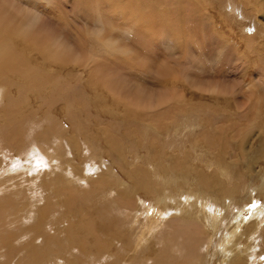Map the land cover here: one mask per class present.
<instances>
[{"label": "rangeland", "instance_id": "374dc122", "mask_svg": "<svg viewBox=\"0 0 264 264\" xmlns=\"http://www.w3.org/2000/svg\"><path fill=\"white\" fill-rule=\"evenodd\" d=\"M2 1L0 0V3ZM5 1L6 2L1 3L2 4L1 6L4 5V8H7V11L9 9L10 12L11 10L12 11L15 10L13 12L14 14L15 12L18 13L19 10L21 12H25L24 20H25L26 15H27L26 18L31 19L30 17H32L33 13L38 14L39 17L38 16H37L38 18L34 17L35 19H33L32 22L35 21V23L34 22L33 23L37 25L38 29L40 28L43 32L41 34V31L38 30L36 26L35 28L30 27L31 31H29V33L32 31L33 32L37 31L36 32L37 36L38 35L41 36L45 34L46 39L48 40H51L52 38L53 40L57 39L55 40L56 42L55 41L54 42L58 46H60L61 50L63 48L66 50V52L68 51L67 53L71 54L72 57H70V54H67L71 60L80 59L88 63V67L85 68L86 69L85 72L83 69L84 75L83 74L81 75V71L79 70L80 67H78L77 63H73V64L70 63L71 62L70 59L69 61L65 63L62 61H58V60H55V62L52 61L50 65L52 66L53 64L52 67L54 68H51V66H47V70H49V72L60 70V72H57V74L55 72V74L57 75L54 77L55 81H57L61 77V79H66V80L68 79L69 82L71 83V84L67 83V84H70L69 85L70 88L69 86H67V84L60 83V84L65 85V86L63 85V87L60 88V91H61L60 96L56 94H52L51 92L42 93L45 89L41 88L39 90L40 91L39 94L42 96L41 97L42 99L41 98L34 99L35 96L29 95L30 93L28 92V89H31V86H29L28 88H25L24 84L20 83L21 85L19 87H22L20 91L18 89V86H16L15 81H12V82L2 81L5 83L6 88L9 87L7 92H10L12 94L11 96L12 98L10 97L11 100H9V102L10 101L12 102V100L14 99L13 100L14 102L12 103L14 105L29 106V108L27 107L28 114H31L30 109H32L33 112L36 111L31 114L32 118L36 117V119H34L35 121L34 120H33L34 122L31 121L32 118L30 115L26 118V121H29L30 119V122L37 123V120L39 122V120L42 118L43 120H40V121H43L44 124H52L54 121L56 123L57 121L61 120L63 121V125L68 132V135L65 136V141L67 142V144L66 142L65 144L69 145L70 143L68 140L72 136L76 137L75 141L80 143V144L77 143L78 148H79V153L76 154L74 151H70L68 153L69 158L77 157L76 159H73L72 161L73 166L75 167V169L73 170V173L76 176L77 175L81 176V174L83 173V170L87 167L86 164L91 165L92 163H96L94 166L99 165L100 169H104V166H102V164L107 165L108 163H110L108 165H111L114 168V170L120 175L119 169L117 168L118 166L111 164V159L108 156H106L107 154L104 153L106 152L105 148L108 147V140H110L111 138L115 139V142L117 141L118 144H120V142L124 140V142H122V145L125 143L124 144L125 148H123L122 145L120 146L122 147L123 155L125 154L124 157L126 156L128 160L132 159V154L134 152L139 154L140 157L143 155L142 158H144V156H146L145 154L146 150H143V147L141 148L139 147V145H137L138 147L135 148L136 142L134 141H135V138L139 136L140 132L144 130L143 126L146 122L148 125L152 124V122H149L152 119L158 120L159 126L163 125L161 127L164 128V124L162 121L164 122L171 121V122L181 123V122L187 121V120L182 121V119H185V117L187 116L186 118L188 120L190 119V117H192L189 120V122H194L195 120V123H196L197 120L195 118H197L200 113L202 114L203 112V114L204 113L208 114V112H210L209 115L207 114H204V115L206 117V120L210 121L212 119L210 121L211 126L217 127L219 125V127L224 128V131L226 133L229 132L227 134L228 136H231L232 134L233 135L238 134V130H241L242 128V131H244L242 132V136H244V139H242L241 137L242 139L241 142L244 143V148L251 151L254 148H257L259 146L260 140H258L257 138L258 130H259L258 126H256L251 132L249 131V127H251V123H254V121L258 118L260 111L261 113H263L262 115H264V107H263L264 106V103H263L264 102V93H263L264 83H262V81L264 82V75H263L264 74V58H263L264 53L261 54L263 57L260 54L254 55L253 53L251 54L247 53L245 54L246 57L245 55H241L242 57H240V55L237 56V53L240 54L239 49L243 51L244 48H246V46L249 47L250 49H252V47L254 46L256 47L257 41L260 39L261 36L262 37L264 36V33H260L258 31L261 29L253 25L251 18H247L248 11H246L245 9L243 10L240 6H239L240 8L238 7L239 8L238 10H239V14H241L242 17H244L243 18L244 20H242V22H244L245 24L244 30L240 29L238 25L239 20H241L242 18L235 19V16L232 17V15H230V12L228 8L226 7V0H220L221 2L219 0H202V2L201 0H179L180 3L172 2L173 0H131L132 2L130 3H129L130 0H122V1L121 0H35V1L34 0H30V1L28 0H5ZM249 1H250L251 9H252V6L256 7L255 0H249ZM119 2L123 3L121 8H123L124 5H127L128 3H129L128 7L129 5L133 6L134 4H135L134 6L147 4L148 6H150V8H152L151 12L155 17L158 11L161 10L166 15H169L167 17L169 18L170 22L166 20L169 22V24H163L161 22L155 21V22L149 23L150 25H153L152 27H150V25L146 23L145 21H140L139 22L140 24H148V26L144 28L143 26L138 25L134 28H130V25L128 23H124L125 22L124 18L120 15L121 8L117 9L119 6ZM142 2L143 4H141ZM115 6H117V8ZM17 7H19L17 9L18 11H16ZM184 11H186L187 14ZM21 12H19V14ZM143 13L146 14L145 12ZM21 14L23 15V13ZM98 16H100V18ZM137 17H138V14H137ZM179 18H182L183 21H185L188 18L187 19L188 21L186 20L185 22H183ZM257 18H258L257 20L260 21V23L264 25V13L257 14ZM192 19H195L196 22H200L201 25L203 23L204 25V30H202V32L198 31V38H196L198 39L196 41L197 44L194 41L195 37L192 38V36H190L189 39L187 38L188 40L187 39L185 40L184 38L187 37L188 35L184 31H183V35L179 37V31H181L183 28H185L184 30H186L187 27L189 28L190 23H192L191 22ZM45 20L47 21L45 22ZM174 20H176L177 22H175ZM39 23L41 25H39ZM159 23L160 25H162V27L159 25ZM158 26L162 28L163 30L161 29L160 31V28ZM148 27L150 29H148ZM165 28H168L169 30L166 29L164 31ZM214 30L217 33L219 32L220 34H222L226 40L228 39L226 44L224 42H221L222 40L219 41L218 39H215L214 33H213L215 32ZM168 31L169 32L172 31L170 32L171 34ZM36 34L31 33V35H33L34 37L36 36ZM167 34L169 36H167ZM147 35H150L151 37ZM161 35L162 37L160 38ZM184 35L185 37H183ZM260 42H263V40L261 39ZM104 45L107 47H105ZM31 47L34 48L32 44H31ZM31 47H30L31 49L30 54L33 52V48ZM104 49L107 50L106 52H108L111 49L112 50L115 49V50H113V52L112 50L109 51L112 53L108 54L104 52L105 51ZM118 49L119 51H117ZM38 50L41 51L40 48H38ZM65 50L63 51L65 52ZM114 53H115V56H114ZM30 54H28L29 56L28 62L31 64V67L35 70L37 67L41 69V67L39 66L41 61L39 62V60L43 56V52H39L40 55L37 54L36 56H34L35 59H33L32 63H31ZM108 55L110 56L108 57ZM258 55L261 58L257 57ZM76 56L77 58H75ZM110 57H113V58H110ZM239 58H241L242 60H239ZM102 59H104L106 62ZM236 59L238 60L236 61ZM56 65L60 66V68L55 67ZM65 71H67V73ZM70 71L72 75L70 74ZM77 74L79 75V79L77 78L78 77ZM68 75H71V77L69 78ZM93 75L95 76L94 77L95 80L98 81L97 82L99 83L98 85L94 83L95 80H93L94 79ZM104 76L106 77V79H108L107 87H106L107 81H105L106 79ZM174 76L178 78V79H175V82H173L174 81L173 79L176 78ZM100 78H102L103 82L99 80ZM88 80L90 83L88 82ZM255 80L257 84L254 82ZM99 81H101V83ZM109 82L110 84H112L111 86L109 85ZM92 83H94V86ZM161 85L163 86L161 87ZM107 88H109L110 90ZM215 89H218V90H215ZM15 91L18 93H15ZM20 92H22V94ZM176 93L177 94L179 93L178 95H180L182 99H180V96H179L180 100L179 99L176 100V98H178L176 97ZM172 94L174 95L173 96L174 98L172 97ZM160 96L163 98V100H165L163 105L165 104L167 105L166 107L167 109L165 108V106L161 105L163 106L162 111L164 113L163 114L164 120H162L163 116L161 117L162 119L160 118L162 120L161 121L162 124H160V119L154 118V116H156L155 114L152 113L154 116L153 115H151L152 117L150 116L151 110H148L147 112H146V109L145 111L140 110L142 106L141 103L145 102V100L143 99H146L145 103L150 102L152 103V105L154 104V106H156L158 104L157 102H159V100L162 99V98L160 99ZM24 97H26L27 99ZM135 97L136 98L142 97V99L141 98L136 99ZM171 97L174 99V100L170 99L172 102L169 100V98ZM117 98H119V100L121 101H118ZM114 100L121 104L116 105ZM136 101H138V103L139 101H141L140 106H139L140 111L138 115H141L139 117H141L142 119L140 118L138 119L137 118L138 115L136 114H133L134 116H132L133 110L132 111L128 110L129 113L126 112L127 115L125 113V111L127 109H130V107L131 109H134V107L135 108L138 107V105H136L137 104ZM124 102L125 103L129 102V105L126 103V106H125ZM134 102H136V104L131 105L132 103L134 104ZM172 103L177 107H174ZM43 104L46 107L42 109ZM122 104H123V107H122ZM39 105L41 107H39ZM208 106L209 107L211 106V107L209 108ZM169 107L170 108L174 107L175 110L173 108L171 109L174 110V114L176 113V115L174 116L172 115L173 110L169 109ZM224 107H227L226 109L229 110L228 114H223L221 112L222 109H224ZM123 108H126L125 111ZM67 109L70 111V116L66 115ZM70 109H73V112H71ZM201 109H202V112H201ZM245 110L248 114L244 113ZM249 110H250V113H249ZM141 111H143L144 113L143 112L141 113ZM255 111H258V112L254 113ZM13 112H15L16 119L11 123L0 126V129L6 130L8 132L7 133L8 135L10 131H14L16 129V128L15 129L13 128L16 125H18L17 123L23 122V121L21 122V116L19 115L17 116L16 111H13ZM111 112L113 115L112 114L110 115ZM117 112L118 114H116ZM183 112L184 113L186 112V114L188 113L189 115L188 114L182 115ZM10 113H12V111H10ZM43 113H46V114L49 113V114L45 115ZM147 113L148 114L150 113L149 114L150 119L148 120H146L148 117H145L146 119L144 118V115H146ZM169 113L171 114V117H169L170 119L166 120L168 118L166 117V115H168ZM241 113H244V114L242 115ZM177 114L180 115V118H179V115ZM120 116H123L122 118L123 120L121 119ZM126 116L128 117L130 116V117L127 118ZM172 116L174 117L173 120L177 119V121L176 120L173 121L171 119L173 118ZM255 116L257 118H255ZM74 118L78 120L79 124L84 126L83 129L84 128L85 129L82 131L83 133H80L79 131H77L78 128H76V130L75 129L73 130L72 125L74 126L73 124ZM132 118L137 120L139 122V125H137L138 124L137 121H136L137 123L135 124L134 122L135 120H132ZM260 119H263V117L261 116ZM16 120H18L17 123H15ZM130 120H132V122ZM263 120L260 121L257 119L258 122H263ZM128 121H130L131 123L130 122L128 123ZM30 122L26 124L29 125ZM227 122H230V123L228 124ZM236 122L241 125H238ZM132 123L133 125L135 124V126H138L137 128H139L140 126L141 129L139 128L138 130L137 128H134L133 125H131L133 126V128L128 126ZM142 123H143V126H142ZM122 124L123 125L126 124V126H123ZM233 124L235 126H233ZM119 125H121L122 127ZM118 126L120 129H123V132L122 130L119 131ZM40 127L44 128L45 126L42 123H40V126L38 128ZM125 127H126V130L128 131L124 130ZM229 127L231 129H228ZM232 127H233V130H232ZM234 127L235 128L238 127L240 129L238 128L235 129ZM115 128H117V130ZM154 129L153 130L148 129V132H150L149 133L150 135L152 133L151 136L156 137L157 139L159 137V139H161L160 140L161 148L163 147L162 149H165V151L166 149L167 150L169 149L168 147L170 145L169 143H167L168 138L178 137L179 135L185 134L182 142L184 143L185 138H187L186 140L188 141L189 144L188 143L184 144L185 146H187L185 147L186 148L185 149V148H182L184 147V145L182 146L181 142L179 141L175 142L173 146H175L176 144H177L176 145L177 147L179 146L177 149H175V150H178L177 152L175 151L176 155L179 157V154L182 151H183V154L181 153L182 155H184V153L186 154L189 153L191 155L189 156L190 158L189 157L187 158L189 162L191 163L193 162L195 163V165L198 164V159L196 160L194 157H196L195 154L199 149L198 147H196V144L194 143L196 141L194 140H197L199 137L201 138V136L199 135L200 134L199 132L202 131L203 129L202 126L195 128L196 130L193 128L194 130L193 132L192 131L188 132V128L185 126L180 127V129L177 132L173 130L171 132L169 131L170 133L166 131L168 130L166 129V125L164 128L165 130L161 129L160 127H157ZM116 131L118 133L120 132L119 133L120 136L124 135V137L123 136L120 137ZM136 131L137 132L140 131V132L136 133ZM152 131L153 132L156 131V132L153 133ZM129 133L131 135L133 133V136L134 134L136 135L134 137L133 136L130 137V138L133 137L132 140L134 141L128 138ZM166 134L167 136H165ZM193 135L194 136L196 135L195 137H193L194 139L192 138ZM6 136L7 135H5V140H6ZM107 136H110L111 138H107ZM66 137H68V139H66ZM126 137L128 138L127 142L125 139ZM164 138L165 139L167 138L166 143H165V140H163ZM181 138L179 137L178 140H181ZM191 140L193 141L191 142ZM161 141H164V142H161ZM1 143H5V141L1 140ZM179 143L181 146L178 145ZM237 143L238 142H235V143L231 142L230 144H228L230 145L229 148L230 149L234 148L235 150H237L236 149L237 147H234ZM8 144L9 143L6 142L3 146H0V147H5L6 148V151L4 150L5 152H8L9 150L8 148H10L11 150L10 154L12 156L14 155L17 157L16 149H14V146L9 147ZM128 144L130 146L132 144L131 148L133 149V151ZM190 144L193 145L195 149L197 150H195L193 146L191 147ZM188 145L191 148V150L190 149L187 150ZM141 149L142 151H139ZM181 149L182 151H180ZM184 149L187 150L188 152L185 151ZM14 151L15 153H13ZM168 151L167 153L169 154L173 152V150H170L169 152ZM191 151L192 153H190ZM181 154H180L181 157L179 158L184 159ZM0 155H1V152H0ZM84 156H87V158L85 159ZM106 157H108L110 160ZM8 158H9L8 160H10V156H8ZM155 160L156 159L153 160V164H156L154 163L156 162ZM100 161H103V163L102 164L99 163ZM254 166H255L254 168L255 171H258V170L262 171V169H264V159L260 158L258 160V163L254 164ZM231 173L235 177L236 175H238L235 170H231ZM3 174L4 173H2L1 175ZM35 174L37 175L38 172H36ZM92 177L95 178V175H92ZM81 178L82 176L80 177V179ZM94 178H91V179H94ZM254 179L258 181L259 184ZM89 180L90 179H82L79 182L80 186L71 184V188H69L70 186L64 188V185L63 186L59 185L61 184L59 182L52 183L48 186H45V189L41 191L46 198V203H45L44 200L37 201L39 193L37 194L36 197H34V193L36 191H31L27 188L24 190V193L18 192V193L9 195L10 189L8 187V181L6 180V176L5 177L0 176V228L2 229L7 226L10 227V220L13 222L16 221V219L12 215L15 213V211L19 210L20 214L22 212L27 213L28 212L27 210L30 208L31 210H34L35 209L34 205L36 204H37V207H40L43 203H45V205L47 204L48 207L52 206L57 210V214H58L60 210H62V209H58V207L64 204L66 200H69L68 196L71 195L70 194L71 191L83 192L87 190L88 193L94 191V189L96 188V183L94 181H89ZM125 181H128V180L125 178ZM243 182L245 181L241 180L239 181V184L242 185ZM262 183L263 181L261 179H257L256 177L250 178V179L248 178L247 181L244 183L246 187L248 186L250 187V189L246 190L247 194L244 193L241 199H238L237 197L236 199L235 198L231 200L229 199V204L231 203V206H232L231 214L234 215L232 220L235 219V217L239 213H241L243 218L246 219V217H248L252 213L255 206L264 201V196H263L264 195V184ZM39 184L45 185V182L44 181H41L40 183L38 182V185ZM127 184H129V182H127ZM259 188H261L260 191H258ZM187 193L189 192H187L184 189L180 191V193L178 194L179 197L177 196V199L173 201L172 205H169V208H168L169 212H166V211L162 212V209H161L162 203L158 202L160 200L158 199L157 196L151 197L152 199H149V197L144 198L146 199L144 201H147V205L149 206V208L151 207L150 210L148 209L145 211L144 219L148 222L154 219H157V221L159 220V224L157 225L154 232L158 233L160 229H164L166 225L168 226L169 224H166L168 222V219L173 218L176 211L179 212V215H182L183 211L181 210L179 204L181 202L183 203L184 198ZM113 194H116V193H113ZM95 198L96 196L94 194H90L84 200L83 199L76 200L78 202L77 203L78 209L80 207L82 209H85V211L83 213L76 212L75 213L76 218H73V220L77 221L79 219H83L85 214H88L89 216L92 215L94 218L92 216L91 218L94 219L93 221L95 222L94 223L95 229L98 230V231L96 230V233H99L100 237L104 238L103 242H107L111 240L112 238H114L113 240H111L113 242L111 246L105 243L98 244V245L93 243L94 236L95 237H99V236L95 235L96 233H92L89 236L86 235L88 236L89 240L88 242L83 244V246L81 245L82 244L81 241L80 242L76 241L78 242L77 244L76 242L68 243L66 247V251L64 250L62 253L52 252V254H48V255L43 254L41 258H38L39 255L34 256V257L32 256L31 260H27V261L36 262L35 264H66L67 263L66 255H69V253L71 252H72V256L76 257V259H80L81 261L76 260L73 262H68L67 264H105V263L107 264H140L136 260V257L144 256L146 259H153L158 253L157 246L153 244L152 241H146L142 245L138 244L135 241L133 230L135 229V227H138L136 223L133 225L131 230H129L128 227L118 228L114 230V232L112 233L110 232L112 228H109V226L108 228L105 226V229L107 228V230H105L104 227L100 226V220L99 219L97 220V218H95V214L93 212L95 211L96 207L101 204L103 199L99 200L95 204ZM9 199H12L16 202H9ZM251 199H253V201H251ZM4 200H6V203H3ZM86 200H89L90 206L86 202ZM50 201L54 204H50L49 203ZM206 205H207L206 196L205 197L200 196V207L199 209L193 212L195 213V215H199L202 218L203 220L202 226L204 228V231L207 230L209 232V236L204 241L205 243H200V248H201L200 250L201 252H203L202 254L204 257L203 264H264V222H263L264 220L262 221L263 224L260 227V228H263V231H261L258 234L259 237H257L256 239L252 238V240L250 241V238H249V240H247L248 239L247 236H250L251 234H248V232H244L241 229L240 230L241 234L239 235V237L233 240L232 233H231L232 231L230 229V226L233 223L231 222V220L227 221L228 213L230 210L229 207L228 206L224 207V205L222 204L220 207L222 209L219 211L217 216L216 214H214L215 216L214 217L212 212L206 209L207 208ZM240 206H244V207L239 209ZM86 217L87 216H85L84 218L86 219ZM90 220L91 219L85 222V226L92 225L90 223ZM65 221H67V219H65ZM135 221L138 222V219H136ZM48 227L49 226H46V231H39L37 233L38 237L35 239L36 243H40L46 236H48L49 234ZM51 227L53 228V230H55V225L54 226L51 225ZM102 229H104L105 231ZM204 231H203V234H204ZM50 233H52V231H50ZM116 233H119V234L117 235ZM34 234H35L34 232L29 233L28 236L31 237ZM58 235L61 237V240H63V245L65 246V242H64L65 238L62 237V234L60 233ZM251 237H253V232H252ZM228 239H230V241ZM12 242H16V241L13 239ZM121 245L122 247H120V249L115 248V246L118 247ZM71 246L72 248L70 249ZM109 248H111L112 250L110 249V251H108ZM5 249H7V251ZM9 250H10L9 246L0 247V254H1L0 264H8L9 262H10L9 264H14L16 259L21 254H23L22 250L19 249V247L17 246L14 249L11 248L10 250L11 252ZM120 250H123V251H120ZM253 251H256L254 252L256 254L250 259H248V256ZM36 258L37 260L33 261ZM120 259H124V261L120 262ZM1 260L5 261V263L2 262Z\"/></svg>", "mask_w": 264, "mask_h": 264}, {"label": "bare ground", "instance_id": "6f19581e", "mask_svg": "<svg viewBox=\"0 0 264 264\" xmlns=\"http://www.w3.org/2000/svg\"><path fill=\"white\" fill-rule=\"evenodd\" d=\"M28 1H30V0H28ZM2 2H6V1L3 0ZM130 2H132V1L130 0L129 3ZM172 2H179L180 3L179 0L178 1L173 0ZM201 2H202V0H201ZM1 3H0V126H2L4 124L11 123L16 119L15 112H13V111H16L17 116L18 115L21 116V122L22 121L24 122V123L23 122L17 123L18 120H16L15 123H17L18 125H16L13 128V129L16 128L14 131L9 132V135L7 134L8 132L6 130L0 129V146H3L7 142V143H9L8 144L9 147L14 146V149H16V154H17V157L14 155L12 156L10 154L11 153L10 148L7 147L9 150H8V152H5L6 148L0 147V152H1V155H0V176L1 177L6 176V180L8 181V187L10 189L9 195L15 194L18 192L24 193V190L27 188L31 191H36L34 193V197H36L37 194L39 193L37 201L44 200L46 203V198L41 191H43L45 189V186H48L52 183L59 182V183H61L59 185H62V186L64 185V188L69 187V186H70L69 188H71V184H75L76 186H80L79 182L82 179H90L89 181H94L96 183V188L94 189L93 192L88 193L87 190L83 191V192L71 191V193H70L71 195L68 196L70 201L66 200L64 204H62V205H60V207H58V209H62V210H60V212L58 214H57V210L54 207H52V206L48 207L47 204L45 205V203H43L40 207H37V204L34 205L35 209L31 210V208H30L27 210L28 211L27 213L22 212L20 214L19 210L15 211V213L12 215L16 219V221L13 222L10 220V227L7 226V227H4L2 229L0 228V247L9 246V249L11 250V248L14 249L17 246V247H19V249L22 250L23 254H21L16 259L14 264H35L36 262H32V261L28 262L27 260H31L32 256L34 257V256H38V255H39L38 258H41L43 256V254L48 255V254H52V252L62 253L64 250L66 251V247H67L68 243H75L76 241H78V242L81 241L82 244L81 243L80 244L83 246V244L88 242V240H89L88 236L91 235L92 233H96V230H97V229H95V226H94V223H95L93 221L94 219L91 218L92 215L89 216L88 214H85L84 217L87 216L88 218L86 217V219H85L83 217V219H79L77 221H74L73 218H76V216H75L76 212L83 213L85 211V209H82L80 207L78 209V206H77L78 202L76 200H79V199L84 200L90 194H94L96 196L95 204L99 200L103 199L101 204L99 206H97L95 211L93 212L95 214V218H97V220L98 219L100 220V226L104 227V229H105V226L107 228L109 226V228H112V230L110 231L112 233V232H114V230H116L118 228H127L128 227V229L131 230L133 225L136 223V225L138 227H135V229L133 230V234L135 236V241L140 245H142L146 241H152L153 244H155L157 246L158 253L156 254V256L153 259H146L144 256L136 257V260L140 264H203V258L204 257L202 254L203 252H201V250H200L201 249L200 243H205L204 241L209 236V232L207 230L204 231V228L202 226V224H203L202 218L199 215H195V213H193L195 210L199 209V207H200V196H204V197L206 196V201H207V205H206L207 208L206 209L210 210L212 212L213 216H214V214H216V216H217L219 211L222 209V208H220L222 204L224 205V207H226V206L229 207L230 210L228 213L227 221L231 220V222L233 223L230 226V229L232 231L231 233H232L233 240L237 239L239 237V235L241 234V231H240L241 229L244 232H248V234H251L250 236H247L248 237L247 240H249V238H250V241H251L252 238L256 239L257 237H259L258 234L261 231H263V228H260V227L262 226V224L264 222L263 221L264 220V203H263L264 201L259 203L258 205H256L255 208L253 209L252 213L248 217H246V219L243 218L241 213H239L235 217V219L232 220L234 215L231 214V207L232 206H231V203L229 204V199L230 200L234 199V198L236 199V197L238 199H241V197L244 193L247 194L246 190L250 189V187L249 186L246 187L244 185V183L247 181L248 178L250 179V178L256 177L257 179H261L263 181L262 184H264V169H262V171H260V170L255 171L254 170V168H255L254 164H257L258 160L260 158L264 159V120H263L264 115H262L263 113H261V111L259 112V116L256 114L258 116V118L256 116H255V118H257L260 121L263 120V122H258L256 119L255 121H257V122L254 121V123H251V127L248 126L250 132L256 126H258L259 130H258L257 138H258V140H260V143H259V146L257 148H254L253 150L249 151L246 148H244V143L241 142L242 139H244V136H242V132H244V131H242V128H241V130H238V134L233 135L232 133H230L232 135L228 136L227 134L229 132L226 133L224 131V128L219 127V125L217 127L211 126L210 121L212 119L210 121L206 120V117L204 114H207V113L203 114L202 109H201L202 114L199 111L200 114L197 117L198 119L195 118L197 120L196 123H195L194 119H193L194 122H189V120L192 117H190V119L188 120L186 118L187 116L185 117V119H182V121L187 120L185 122H181V123H176V122H171V121L170 122H167V121L164 122V121H162V120H164V115H163L164 113L162 111V108H163V106H165V108L167 107L166 104L163 105L165 100H163V98L160 96V99L161 98L162 99L159 100V102H157L158 104L156 106H154V104L152 105V103H150V102L145 103L146 99H143V100H145V102L141 103L143 107L141 106L140 110L145 111V109H146V112L148 110H151V112H150L151 114L149 113L150 116L155 114L156 116H154V115L153 116H154V118H157V119H160L163 116V119L162 118H161L162 120L160 119V124H162L161 123V121H162L164 124V128L166 125V129H168L166 131H168V133H170L172 130L177 132L180 129V127H182V126L187 127L188 132L189 131L193 132L194 131L193 128L195 129L197 127L202 126L203 129L201 132H199L200 133L199 135L201 136V138L197 137L198 139L194 140V141H196V142H194L196 144V147H198V149H199L197 152L195 151L196 157H194L196 160L198 159V164L195 165V163L189 162V160L187 158L191 155L189 153L188 154L184 153V155H182L183 154L182 149L180 150V151H182L181 152L182 154L181 153L180 154L182 155V157L184 159L179 158V157H181L180 154H179V157L176 155V152L178 150H175V149H177L179 146L177 147L176 146L177 144L175 145L176 147L173 145L175 144V142H178V141L181 142L182 146L184 144L188 143V141L186 140L187 138H185L186 142H185V140H184V143L182 142L185 134L179 135L178 137H172V138H168V139L166 138L168 141L167 143L170 144L169 147L166 145L169 148L168 150L169 151L173 150V152H171L170 154L167 153V151H168L167 149H166V151H165V149H162L163 147L161 148V143H160L161 139H159V137L157 139L156 137L151 136L152 133L150 135L149 134L150 132H148V129L153 130L154 128H157V127L164 129L163 127H161L163 125L159 126V121L152 119L151 121H149V122H152L151 125L149 124L150 126L147 124V122L144 124V126L142 123L144 130H142L141 132L139 131L140 134H139V136H137V138H135V141L132 140V138L136 135L134 134V136H133V133H132V135L130 133L128 134V138L133 136L130 139L132 141L136 142L135 148H137L138 147L137 145H139V147H141V148L143 147V150H146L145 154H146L147 158H146V156H144V158H142L143 155L140 157L139 154L134 152L133 153L134 155L132 154V159L128 160L126 158V156L124 157L125 154L123 155L122 147L120 146V145H122V142H124V140L122 142H120V144H118L117 141L115 142V139L111 138L112 135H111V137L107 136V138H111V139L108 140V147L105 148L106 152H104V153L107 154L106 156H108L111 159V164L118 166V167L117 166L116 167L119 169L120 175L114 170V168L111 165H108L110 163H108L106 165V164H102L103 161H100L99 163H101L102 166H104V169H100L99 165L94 166L96 163H92L91 165L86 164L87 167L83 170V173H82L84 175L81 174L82 178L80 179V177H81L80 175L76 176L73 173V170L75 169V167L73 166L72 161H73V159H76L77 157L69 158V155H68V153L70 151H74L76 154L79 153V148H78V144H77L79 142L75 141L76 137H73L71 135L72 137L71 138L69 137L70 139L68 140L70 144L66 145L67 142L65 141V136L68 135V132L63 125V121H61V120H59V121L56 120L57 122L55 123V121H54L52 124H44L43 121H40V120H43L41 118L39 120V122L37 120V123H32V122H30V119H29L30 117H29L28 118L29 121H26V118L29 115L31 116V114L36 112V111L33 112V110L30 109L31 114H28L27 107L29 108V106L22 105V104H21L22 106L14 105V104H12L14 102L13 101L14 99L12 100V102L11 101L9 102V100H11L10 97L12 96V94L10 92H7L9 87L6 88L5 83L2 82V81H5V82L6 81H8V82L9 81H11V82L15 81L16 86H18V89L20 91L22 88V87H19L21 85L20 83H23L25 88H28L29 86H31V89H28V92L30 93L29 95L35 96L34 99H38V98L42 97L39 94L40 93L39 90L41 88L45 89L42 93L51 92L52 94H56V95L60 96V94H61L60 88H62L64 84H67L70 82L68 79L67 80L61 79V77L57 81H55L54 77L57 76L56 74H57V72H60V70L59 71L55 70L54 72H49V70H47V66H51L50 63H52V61L55 62V60L62 61L64 63L69 61L70 58L68 57L67 54H70V53H67L68 51L66 52V50L63 48H62V50L60 49V46H58L55 43L56 42L55 40H57V39L53 40V38H52L51 40H48V39H46L45 34H43L41 36H39V35L37 36V34H36L37 31H34V32L32 31L29 33V31H31L30 27L35 28L37 26L34 24L35 21H33L34 22L33 23L32 20L35 19L38 16V14L33 13L32 17H30V15H29V17L31 19L26 18L27 17V15H26L25 20H24V16H25L24 13L25 12H21L19 10V12L23 13V15L21 13H20L21 14L20 15L19 12L18 13L15 12V14H14L13 12L15 10L14 11L11 10V12H10V10L8 9V11H7V8H4V5L1 6L2 5ZM126 3H128V2H126ZM255 3H256V7L252 6V9H251L249 0H226V7L228 8L230 15H232V17L235 16V19L242 18L238 22L240 29L244 30V27H245L244 22H242V20H244L243 19L244 17H242V15L239 14V10H238L241 7L243 10L245 9L246 11H248L247 18H251L253 25H255L257 28L261 29L258 31L260 33H264V25L261 24L260 21L257 20L258 19L257 14L264 13V0H255ZM128 4L124 5V7L121 8L123 3L119 2L118 8H117V6H115V7L117 9L121 8L120 9V13H121L120 15L124 18V21H125V22L124 21L123 22L128 23L130 25V28H134L138 25H141L145 28L148 26L149 23L155 22V21L161 22L163 24H169V22H170L169 18L167 17L169 15H166L163 11L159 10L156 17H155L151 12L152 8H150V6H148L147 4L144 5L143 2L141 3L143 5H139V6L138 5L134 6L135 5L134 4L133 6L129 5V7H128ZM223 6H224V4H223ZM18 8L19 7L16 8V11H18L17 10ZM186 11H184V12H186ZM143 12H145L146 14H144ZM187 12H186V14H187ZM137 14H138V17H137ZM207 15H205V16H207ZM128 16H130V17H128ZM20 17H21V19H20ZM98 17L100 18V16H98ZM185 17H187V16H185ZM26 19H28V20H26ZM179 19L182 20V18H179ZM102 20H103V18H102ZM166 20H168L169 22ZM46 21L47 20H45V22ZM140 21H145L148 24H140L139 23ZM174 21L177 22L176 20H174ZM185 21H183V22H185ZM191 22L192 23H190L189 28L185 25L187 27L186 30H184L185 28L182 27L183 29L181 31H179V37H181L183 35V31H184L188 35L187 37H185V35L183 36V37H185L184 38L185 40L187 38L189 39V37L192 36V38L195 37L194 41L196 42L198 40V39H196V38H198V31L202 32V30H204V25H203V23L201 25L200 22H196L195 19H192ZM101 23H103V22H101ZM45 24H47V23H45ZM39 25H41V24L39 23ZM159 25H160V23H159ZM152 26L153 25H150V27H152ZM160 26L162 27V25H160ZM110 27H111V25H110ZM168 28H170V27H168ZM168 28H165L164 31ZM37 29H38V26H37ZM148 29H150V28L148 27ZM161 29L162 28H160V31H161ZM38 30H40L41 34H42L43 31L40 28ZM106 31H107V29H106ZM170 32H172V31H170ZM31 33L36 34V36H35L36 38L33 35H31ZM166 33H167V31H166ZM213 33H214L215 39H218L219 41L222 40L221 42H224L225 44L227 43L228 39L226 40L222 34H220L219 32L217 33L216 31ZM147 36H150V35H147ZM167 36H169V35L167 34ZM161 37H162V35L160 36V38ZM263 37L261 36L260 39L257 41L256 47L255 46L252 47L250 45L252 47V49H250L247 46H246V48H244L243 51H241L239 49L240 54L235 51L237 53V56L240 55V57H242L241 55H245L247 53H250V54L253 53L254 55H256V54L261 55L262 53H264V38ZM163 38H164V36H163ZM261 39L263 40V42H260ZM31 44L34 46V48L31 47ZM196 44H197V42H196ZM186 45H188V44H186ZM30 47L33 48V52L31 54H30V52H31ZM105 47H107V46H105ZM38 48H40L41 51H39ZM115 48H116V46H115ZM63 50H65L66 53ZM111 50H109V51H111ZM113 50H115V49H113ZM113 50H112V52H113ZM106 51L107 50H105L104 52H106ZM109 51L106 53H108V54L112 53ZM117 51H119V49ZM39 52H43V56L39 60V62L41 61L39 64L41 69L39 67H37L35 70L31 67V64L28 62V57H29L28 54L31 55L30 58H31V63H32L33 59H35L34 56H36L37 54L40 55ZM109 56L110 55H108V57ZM114 56H115V53H114ZM70 57H72L71 54H70ZM73 57H74V55H73ZM113 57H110V58H113ZM245 57H246V55H245ZM257 57H260V56L258 55ZM75 58H77V56ZM93 59H94V57H93ZM104 59H102V60H104ZM237 60L238 59H236V61ZM239 60H242V59L239 58ZM104 61H102V62H104ZM70 63H72V64L77 63L78 67H80L79 70L81 71V75L82 74L84 75V72L86 70L85 68L88 67L87 62H84L80 59H73V60H71ZM57 65L55 67L60 68V66H57ZM52 66H53V64H52ZM52 66H51V68H54ZM239 66H241V65H239ZM58 68H57V70H58ZM83 69H84V72H83ZM243 69H245V68H243ZM110 70H111V68H110ZM67 71H65V72L67 73ZM158 71H160V70H158ZM55 72H56V74H55ZM163 73H164V71H163ZM70 74H71V71H70ZM71 75H68L69 78L71 77ZM94 77L95 76L93 75V78ZM174 77H176V76H174ZM77 78L79 79V75ZM89 79H90V77H89ZM96 79H97V77H96ZM105 79H106V77H105ZM175 79H178V78L176 77L173 79L174 81L173 80L172 81L175 82ZM93 80H95V78ZM99 80H101L103 82L102 78H100ZM256 80L254 81L255 83H256ZM101 81H99V82L101 83ZM105 81H107V83H106L107 84L106 87H107L108 86V79H106ZM83 82H84V80H83ZM88 82H89V80H88ZM97 82L98 81L95 80L94 83H96L98 85L99 83H97ZM60 83H64V84H60ZM94 83H92L93 86H94ZM262 83H264V82L262 81ZM12 84H11V86H12ZM70 84H67V86H69ZM96 84H95V86H96ZM109 85L111 86L112 84H110V82H109ZM162 86L163 85H161V87ZM69 88H70V86H69ZM107 89H109V88H107ZM215 90H218V89H215ZM219 91H221V90H219ZM15 93H18V92L15 91ZM20 93L22 94V92H20ZM178 94L176 93V97H178V98H176V100L179 99L180 95H178ZM173 96L174 95L172 94V97ZM182 96H183V94H182ZM172 97L169 98V100L170 99L174 100L173 99L174 97L173 98ZM24 98H26V97H24ZM139 98L142 99V97H139ZM139 98H136V99H139ZM180 99H182L181 96H180ZM78 100H79V98H78ZM117 100L121 101V100H119V98H117ZM79 102H81V101H79ZM136 102H137V104H136ZM136 102H134V104L132 103L131 105L136 104V105H138V107L137 108L134 107V109H131V107L129 106L130 109H127L126 111H125V109L127 107L123 108L125 113L128 112V110H131V111L133 110L132 116H134L133 114L138 115L139 111H140L139 106H140L141 101H139V103H138V101H136ZM70 103H72V102H70ZM70 103H69V105H70ZM115 103H116V105L121 104L117 101H115ZM126 103L129 105V102H126ZM126 103H125V106H126ZM174 103H175V101H174ZM44 104H46V103H44ZM44 104H43L42 109L44 107H46V106H44ZM123 104H122V107H123ZM161 105H163V106H161ZM39 107H41V106L39 105ZM39 107H38V109H39ZM174 107H177V106L174 105ZM174 107H171V108L174 109ZM257 107H259V106H257ZM171 108L169 107V109H171ZM217 108H219V107H217ZM226 108L227 107H224V109H222L221 112L223 114L229 113V110H227ZM68 109L66 111V115L70 116V111ZM173 109H171V110H173ZM211 109H213V108H211ZM46 110H48V109H46ZM70 110H71V112H73V109H70ZM174 110H173V114H172L173 116L176 115V113L174 114ZM180 110H182V109H180ZM187 110H188V108H187ZM10 111H12V113H10ZM40 111H41V109H40ZM203 111H205V110H203ZM142 112L143 111H141V113ZM176 112H177V110H176ZM251 112H252V110H251ZM256 112H258V111H255L254 113H256ZM180 113H181V111H180ZM209 113L210 112H208L207 115H209ZM244 113H247L246 110ZM244 113H241V114L243 115ZM249 113H250V110H249ZM43 114L48 115L49 113H47V114L43 113ZM111 114H112V112L110 113V115ZM116 114H118V112ZM149 114L147 113L146 115H144V118L148 117L147 119L145 118L146 120L150 119ZM179 114H177V115H179ZM183 114H186V112L185 113L183 112L182 115ZM119 115H121V114H119ZM126 115H127V113H126ZM34 116H35V114H34ZM52 116H54V115H52ZM139 116H141V115H138L137 118L142 119ZM217 116H219V115H217ZM261 116L263 117V119H260ZM111 117H113V116H111ZM120 117H121V119L123 118V116H120ZM126 117L129 118L130 116L129 117L126 116ZM166 117H168L166 120L170 119L169 117H171V114L169 113L168 115H166ZM213 117H214V115H213ZM31 118H32V116H31ZM134 118H132V120H135ZM179 118H180V115H179ZM203 118H205V119H203ZM34 119H36V117H33L31 121H33ZM124 119H125V117H124ZM171 119L173 120L174 117ZM132 120H130V121L132 122ZM175 120L177 121V119H175ZM175 120H173V121H175ZM130 121H128V123ZM136 121L137 120L134 121L135 124L138 122V121L137 122ZM28 122H30V124L33 127L30 124L27 125L26 123H28ZM213 122H214V120H213ZM238 122H240V121H238ZM40 123H42L45 127L44 128L43 127L38 128L40 126ZM227 123L229 124L230 122H227ZM73 124H74V126L72 125L73 130L74 129L76 130V128H78L77 131H79L80 133H83L82 131L85 128L83 129L84 126L79 124L77 119L74 118ZM123 124H124V122H123ZM135 124L133 125V123H132L128 126H130L132 128L134 126V128H137L138 126H135ZM228 124H227V126H228ZM131 125H133V126H131ZM137 125H139V122ZM238 125H241V124H238ZM119 126H121V125H119ZM119 126H118V128H119ZM123 126H126V124ZM233 126H235V125L233 124ZM139 128H140V126H139ZM139 128H137V129L139 130ZM236 128H238V127H236ZM115 129L117 130V128H115ZM228 129H231V128L229 127ZM238 129H240V128H238ZM120 130H122V132H123V129L119 128V131ZM124 130H126V127ZM154 130H156V129H154ZM198 130H199V128H198ZM232 130H233V127H232ZM126 131H128V130H126ZM139 132L136 131V133H139ZM154 132H156V131H154ZM134 133H135V131H134ZM179 133H181V132H179ZM5 135H7L6 136L7 141L5 140ZM77 136H78V134H77ZM119 136H120V134H119ZM122 136L124 137V135H121L120 137H122ZM165 136H167V134ZM195 136L193 135L192 138ZM179 137L180 138L182 137L181 140H178ZM241 137H242V139H241ZM114 138H115V136H114ZM128 138L127 137L125 138L126 142H127ZM66 139H68V137H66ZM120 139H122V138H120ZM130 139H129V141H130ZM166 139L165 138L163 139V140H165V143H166ZM190 139H191V137H190ZM1 140H4L5 143H1ZM192 141L193 140H191V142ZM65 142H66V144H65ZM161 142H164V141H161ZM231 142L232 143L238 142L234 146V147H237L236 148L237 150H235L234 148H231V149L229 148L230 145H228V144H230ZM128 143H130V142H128ZM124 144L122 145L123 148H125ZM191 144H193V143H191ZM178 145H180V143ZM129 146H127V147H129ZM192 146L193 145H191V147ZM131 147H132V144H131L130 148ZM185 147H187V146L184 145V147H182V148H185ZM188 149L191 150L189 145H188L187 150ZM194 149H195V147H194ZM187 150H185V151H187ZM195 150H197V149H195ZM132 151H133V149H132ZM132 151H130V152H132ZM139 151H142V149ZM13 153H15V151ZM190 153H192V151ZM8 156H10V160H8L9 159ZM108 157H106V158H108ZM84 158L86 159L87 156H84ZM191 158H193V157H191ZM152 159L153 160L156 159L155 160L156 162H154L156 164H153ZM6 160H7V162H6ZM33 168H35V169H33ZM231 170H235L238 175H236V177L233 176V174L231 173ZM36 172H38L37 175L35 174ZM2 173H4V174L1 175ZM40 174H41V176H40ZM92 175H95V178L92 177ZM56 176H57V178H56ZM91 178H94V179H91ZM125 178L128 181H125ZM241 180L245 181V182H243L242 185L239 184V181H241ZM41 181H44L45 185H41V184L38 185V182L40 183ZM127 182H129V184H127ZM256 182H258V181H256ZM258 184H259V182H258ZM117 187H119V188H117ZM182 189L189 192L186 194L183 203L181 202L179 204L181 210L183 211L182 215H179V212L176 211V213L174 214L175 217L173 216V218L168 219V222L166 223V224H169L168 226L166 225L164 227V229H160V231L158 233L154 232L157 225L159 224V220L157 221V219H154V220H151L150 222H148L144 219L145 211L148 209L149 210L151 209V207L149 208V206L147 205V201H144V200H146L144 198L149 197V199H152L151 197L157 196L158 199L160 200L158 202L162 203V207H161L162 212H165V211L169 212V209H168L169 205H172L173 201L177 199V196ZM242 190H243V192H242ZM260 190H261V188L258 189V191H260ZM113 193H116V194H113ZM251 201H253V199H251ZM9 202H16V201L9 199ZM86 202L90 206L89 200H86ZM3 203H6V200H4ZM49 203L54 204L51 201ZM226 203H228V204H226ZM86 206H87V204H86ZM243 207L244 206H240L239 209L243 208ZM151 211H149V212H151ZM180 214H181V212H180ZM221 216H223V215H221ZM65 219H67V221H65ZM89 219H91L90 223L92 225L85 226V222ZM136 219H138V222L135 221ZM224 221H225V219H224ZM51 225H53V226L55 225V230H53ZM46 226H49L48 227V231H49L48 236H46L40 243H36L35 239L38 237L37 233L39 231H46ZM107 228L105 230H107ZM104 229H102V230H104ZM50 231H52V233H50ZM203 231H204V234H203ZM32 232H34L35 234L31 237L28 236L29 233H32ZM252 232H253V237H251ZM59 233L62 234V237L65 238V240H64L65 246L63 245V240H61V237L58 235ZM116 234L118 235L119 233H116ZM86 235H88V236H86ZM95 235H98L99 237L94 236L93 243H95L97 245L105 243V244H108L110 246L113 244V242L111 240H113L114 238H112L111 240H109L107 242H103L104 238L100 237L99 233H96ZM13 239L16 242H12ZM228 240L230 241V239H228ZM78 242H76V244ZM72 246L70 247V249L72 248ZM120 247H122V245L118 246V247L115 246V248H118V249H120ZM110 249L111 248H109L108 251H110ZM5 250L7 251V249H5ZM120 251H123V250H120ZM254 252H256V251H253L250 253V255L248 256V259H250L251 257H253L256 254ZM3 253H4V251H3ZM36 260H37V258L34 259L33 261H36ZM66 260H67V263L73 262L76 260L81 261L80 259H76V257L72 256V252L69 253V255H66ZM1 261L5 263V261H3V260H1ZM121 261H124V259H120V262ZM105 264H107V263H105Z\"/></svg>", "mask_w": 264, "mask_h": 264}]
</instances>
